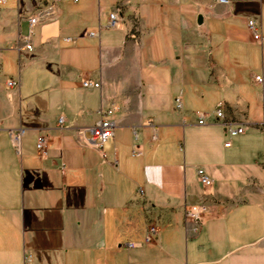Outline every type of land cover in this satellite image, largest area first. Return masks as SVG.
Instances as JSON below:
<instances>
[{"label": "crops", "instance_id": "0c3cea01", "mask_svg": "<svg viewBox=\"0 0 264 264\" xmlns=\"http://www.w3.org/2000/svg\"><path fill=\"white\" fill-rule=\"evenodd\" d=\"M226 1L0 6V264H264V45L246 27L264 37V0ZM48 6L25 50L28 19ZM113 10L117 29L85 36ZM111 106L113 136L98 150L89 128ZM199 168L213 195L194 232L184 209L203 198Z\"/></svg>", "mask_w": 264, "mask_h": 264}, {"label": "built area", "instance_id": "2783aa9c", "mask_svg": "<svg viewBox=\"0 0 264 264\" xmlns=\"http://www.w3.org/2000/svg\"><path fill=\"white\" fill-rule=\"evenodd\" d=\"M58 1V0H56ZM72 3L77 4L80 0H71ZM220 3H227L226 0H219ZM6 3V0H0V6L4 5ZM53 11L52 6H48L44 9H40L36 11V13L28 19V25H29V34L27 37H25L23 41V48L25 50L31 51L32 47L30 42V37L32 35V29L41 23H44L48 21L52 17ZM120 23V17L117 10H113L108 15V20L105 27H102L100 25L97 26L95 30H90L85 32V36L88 38H96L99 36V33L103 28L114 30L119 27ZM246 27L249 33L252 36V39L260 46L264 45V37L261 36V34L258 32V24L252 20L249 19L246 22ZM133 38V37H132ZM256 82L261 83L262 78L261 76H256L254 78ZM15 85L14 80L10 79L6 86L8 88H11ZM81 86L86 89H99L100 84L98 82H95L90 79H81ZM174 105L177 110L181 109V99L179 97L175 98ZM114 113L113 106L109 107L108 109L99 108L97 111L98 115V121L94 124L93 127L89 128L90 133V139L87 141L88 144L95 148L100 150L105 143H107L113 136V122L111 121V116ZM216 118H222L223 113L221 109H217L215 112ZM63 118L60 117L57 121V124L59 127L63 124ZM198 125H204L205 124V117L204 115H198ZM264 129V127H263ZM246 131V128L244 126H240L237 128H227V135L229 137H235L237 135H242ZM135 134V133H134ZM10 139L14 147L19 150L21 140L24 136V130L17 129L14 131L9 132ZM230 143L226 142L224 144V147H229ZM46 147H47V139L44 137H39L36 141V150L39 153L41 158H45L46 156ZM196 178L199 184L203 188V194H202V200L199 203L191 204L189 206H186L184 209V219L185 222L192 223L194 225V232H197L199 229L200 224L203 222L205 217L208 214V200L212 198V180L209 178L207 173L204 169H197L196 170ZM138 194L141 196L142 191L139 190ZM156 228L154 226H150L148 228L147 234L144 238L145 244H150L153 242V236L156 234ZM138 246H141L140 244L136 243H127L125 244V247L127 249L136 248Z\"/></svg>", "mask_w": 264, "mask_h": 264}, {"label": "rangeland", "instance_id": "374dc122", "mask_svg": "<svg viewBox=\"0 0 264 264\" xmlns=\"http://www.w3.org/2000/svg\"><path fill=\"white\" fill-rule=\"evenodd\" d=\"M120 1V0H119ZM151 3H158L160 0H149ZM133 4L132 6L137 7L138 5H140V0H132ZM104 4V0H102L101 5ZM108 12H101V24L104 21V17L107 16ZM262 22L264 24V13L262 15ZM97 26V24H96ZM179 254L182 260H185V256H186V248L185 245L182 243L180 248H179Z\"/></svg>", "mask_w": 264, "mask_h": 264}]
</instances>
